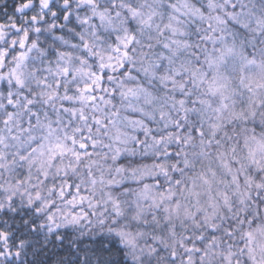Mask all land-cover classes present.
Returning <instances> with one entry per match:
<instances>
[{"label": "snow or ice", "instance_id": "snow-or-ice-1", "mask_svg": "<svg viewBox=\"0 0 264 264\" xmlns=\"http://www.w3.org/2000/svg\"><path fill=\"white\" fill-rule=\"evenodd\" d=\"M0 264H264V0H0Z\"/></svg>", "mask_w": 264, "mask_h": 264}]
</instances>
